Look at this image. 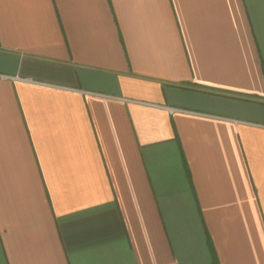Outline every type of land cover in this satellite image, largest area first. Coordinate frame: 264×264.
<instances>
[{"label":"crops","instance_id":"obj_1","mask_svg":"<svg viewBox=\"0 0 264 264\" xmlns=\"http://www.w3.org/2000/svg\"><path fill=\"white\" fill-rule=\"evenodd\" d=\"M0 38V264H264V0H0Z\"/></svg>","mask_w":264,"mask_h":264},{"label":"built area","instance_id":"obj_2","mask_svg":"<svg viewBox=\"0 0 264 264\" xmlns=\"http://www.w3.org/2000/svg\"><path fill=\"white\" fill-rule=\"evenodd\" d=\"M0 45H1V38H0ZM169 110H170V112H174L175 110H176V108H173V107H169Z\"/></svg>","mask_w":264,"mask_h":264},{"label":"trees","instance_id":"obj_3","mask_svg":"<svg viewBox=\"0 0 264 264\" xmlns=\"http://www.w3.org/2000/svg\"><path fill=\"white\" fill-rule=\"evenodd\" d=\"M214 255H215V253H214ZM215 262H216V264H219V262H217V260H215Z\"/></svg>","mask_w":264,"mask_h":264}]
</instances>
